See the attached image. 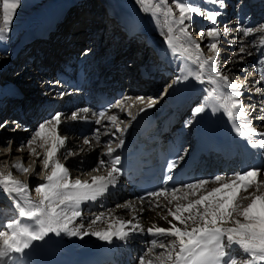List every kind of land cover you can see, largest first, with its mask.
Masks as SVG:
<instances>
[{
	"label": "snow or ice",
	"instance_id": "1",
	"mask_svg": "<svg viewBox=\"0 0 264 264\" xmlns=\"http://www.w3.org/2000/svg\"><path fill=\"white\" fill-rule=\"evenodd\" d=\"M210 2L219 4L221 8L225 6L224 0H210ZM137 3L142 6L143 12L149 13L155 20L163 19L166 31L162 34L172 54L183 57L196 66L197 70L177 76L176 82L188 80L191 76L201 83L208 82L213 85L209 94L217 101L218 106L211 107V111L222 110L228 120L233 123L234 131L239 136L245 138L252 147L264 150V131L252 127L253 119L264 121V115L252 116V113L256 111L255 107L245 105L240 99L243 95L240 89L244 87V84L230 81L224 68L219 67L220 37L233 31L227 25L224 26L223 31L218 26L217 18L222 13L215 10H203L194 4V0H171V4L169 0H137ZM0 4H2L0 40H5L16 10L21 5V0H0ZM193 14L203 17L210 24L206 30H201L199 35L201 39L205 36L210 38L206 46L212 55L206 56L200 42L192 37L190 28ZM235 31L241 33L242 37H253L254 39L249 43H255V36L259 33L258 47L264 48V24L257 28L240 26ZM239 53L253 54L248 51L243 41H241ZM239 58L242 61L244 56ZM232 62L230 59L226 64ZM257 63L262 65L258 69V82L264 83V58L258 60ZM205 74H207V81ZM222 88L231 91L222 94ZM136 100L143 103L144 98L137 97ZM154 103L155 101H150L146 107L151 108ZM121 106L120 102L114 105L117 108ZM207 107L206 103H201L193 109V116L205 112ZM80 111L87 113L89 109L85 108ZM140 111H145V108H141ZM260 113H264V108L260 109ZM128 114L131 115V112ZM62 115L57 112L49 120L40 123L31 139L27 141L26 146L30 154L36 155L38 159L41 154L33 145L39 141V147L46 149L42 159V171L51 167V172L44 178V182L35 187V191L40 194L38 201L34 202L30 198L28 183L16 179L11 173L7 175L0 173V188L15 201L18 216L32 222L27 224L21 220H12L6 225L8 231H0V264H9L14 254L25 253L34 241L43 240L50 233L57 236L62 233L71 236L90 234L111 243L113 238L127 240L132 234L145 231L153 237H163L168 242L158 243L157 239H152L145 254L139 257L138 264H264V179H259L264 172L259 167L250 168L242 173H234L233 177L227 179L216 176L213 181L197 180L188 183L183 185V188L188 191L182 196L177 195L181 191L180 188H160L147 193L146 197L150 204L151 198H156L155 207L161 206L158 202L160 197L170 196L169 204L181 199L187 201L183 204L175 203L174 210L171 207L167 208L168 215L163 217L170 225L167 228L153 224L145 229L136 217L124 220L111 213L107 214L110 222L104 229L92 230V225L101 221L104 214L92 219L88 230H84L83 223L75 224L74 221L83 216L82 204L98 200L117 185L118 177L122 174V169L117 167L121 163V157L116 155L110 161L100 159L97 168L93 171H99L108 163L111 167L106 175L92 176L91 182L82 181L79 178L71 180L68 168L56 158L66 142V137L59 134V126L64 123L61 119ZM94 115L97 117L95 121L97 124L106 118L118 131L121 133L124 131L117 123V116H109L106 111ZM241 118L244 123L240 122ZM68 119L86 120L88 117L81 116L79 112H73ZM6 124L7 121H5ZM5 125H0V128ZM99 131V129L95 130L97 143L100 140ZM254 136L261 138L253 140ZM84 143L89 144L90 141L85 139ZM10 144L11 141H9ZM123 145V139L119 140L115 148L109 141L104 155L113 157L116 149ZM71 155L74 153L68 151L65 158ZM182 159L181 156L172 161L169 168H175ZM13 167L24 173L29 171V168L25 167L22 162L14 164ZM211 182H216L219 186L206 190V186ZM250 188H255V191L248 193ZM201 190H204L203 193L198 195ZM242 193H248V195L245 196ZM189 196L197 198L189 199ZM146 197H138L141 205ZM244 201L248 202L244 203ZM117 207L136 211L131 201L124 205H117ZM140 210L143 211V208ZM168 216L178 223L169 220ZM134 220H136L135 223ZM157 248L162 251L158 255H152ZM146 257L149 258L146 259Z\"/></svg>",
	"mask_w": 264,
	"mask_h": 264
},
{
	"label": "bare ground",
	"instance_id": "2",
	"mask_svg": "<svg viewBox=\"0 0 264 264\" xmlns=\"http://www.w3.org/2000/svg\"><path fill=\"white\" fill-rule=\"evenodd\" d=\"M111 5L119 6L121 5V8L124 9L126 12V15L128 17H134L138 18L139 21L147 20V24L149 26V37L154 39L156 43H158L163 51L164 56L166 57V61L161 63L158 66L152 67L153 69H156L155 77L152 80L143 81V83H148L145 88L139 87V86H132L127 93V98H131L129 100V105H135V103H140L136 107H141L147 105L149 101H153L157 94L160 92L161 84H165L166 88V94H169L170 97H175L176 95L180 94L181 98L185 100L184 107L180 109L179 114V121L178 125L175 126V131L182 135V138L186 140L189 144V146L184 149L182 153L183 161L185 164L188 165L189 170L188 173L193 174L197 177H201L200 180H209L213 181V178L216 176L209 177V174L211 173V170H207L205 167V164L200 165V163H213L215 160H221L220 163L224 166L227 165V161H231L234 152L226 151L222 153L219 157H212L210 159L204 158L198 151V145L201 139H204V134L207 133L210 128L218 129L221 133V135L225 136L226 138L230 139L231 143L229 145L236 146L234 148V151L239 154V156L231 163H229V168L225 172V168L222 170H218V175L224 178H231L233 177L234 173H242L245 170H248L250 168L259 167L262 169V172H264V150L254 148L252 147L245 138L239 136L234 131V125L233 123H228L226 119V115L223 113V111H217L212 112L211 107L218 106L217 101H215L212 96L209 94L210 89L213 87L208 82L201 83L191 76L188 80H182L180 82H176V77L180 75H185L189 71H195L196 66L191 62L185 60L183 57L180 56H174L172 52L169 50L167 44L164 41L163 32L166 31L163 19L161 18L159 21L155 20L149 13H145L141 10V5L137 3V0H106ZM253 0H249L248 2L251 3ZM225 2V0H224ZM257 5H260V8L256 10V14L254 15H248L246 13V5L245 7L239 8V10L236 12V22H234V27L236 29L240 26L244 27H252L257 28V26L253 27V24L260 19V17L263 16L262 11L264 9V0H256ZM231 3V2H230ZM194 4L200 6L203 10H215L220 11L221 13L226 8V4L224 3V7L221 8L219 4H213L210 2V0H194ZM53 6L55 4H52ZM51 5V6H52ZM61 6L58 4L55 5L56 9ZM229 6V5H228ZM257 6V7H258ZM53 9V8H52ZM52 9H45V11H42V13L34 17L24 28V33L22 35V42L11 49H9L8 42L12 40H6V42L0 44V90H3L4 88L9 87L13 82L4 81L3 78L5 77V73H11L10 70L12 69V63H14V67L20 66L16 65L18 62L20 63L23 57V54L25 53V50L23 49V40H25L26 36L28 35L29 31L33 29V27L37 26L39 28L40 24H46L48 21V18L45 17L46 14H50ZM254 12V11H253ZM178 15V14H177ZM47 18V19H46ZM231 18L226 17L225 15L219 16L217 18V24H223L226 22L228 24V20ZM46 19V21H44ZM50 19V18H49ZM44 21V22H43ZM232 22V21H231ZM187 23V22H186ZM42 24V25H43ZM196 24L198 27V30H206L210 24L209 22L204 19L203 17L196 16L193 14V20L192 25ZM225 24V25H226ZM221 28V27H220ZM109 31L114 30V28H109ZM223 31V28H221ZM78 36V35H77ZM193 37V36H192ZM194 38V37H193ZM195 39V38H194ZM253 37H242V34L235 31V32H229L227 35H222L220 37V45H228L233 46L237 43V55L232 59V63L226 64V62L223 63L220 57H218L220 63L219 67L224 68V72L226 75L229 76L228 71L233 68L232 66L235 63L239 64V68L242 67V71H245L246 74L248 72L251 75L249 82L252 85V90L247 91L245 90V87L240 89V91L243 92V95L240 97L244 101L245 105L254 106L256 111L252 113V116L255 117L257 115H264V113H260V109L264 108V83L258 82V69L262 67V65L258 64L257 61L264 58L262 57V53H264V48L258 47V40H259V33L255 36V43H249L252 41ZM200 42L201 47H206V45L210 42V38L205 36L203 39L199 38L196 40ZM241 41L247 46L248 51L252 52V55H248L247 53H239V47L241 45ZM9 50V51H8ZM23 52L20 54L21 51ZM78 50V49H75ZM74 50V51H75ZM83 51V49H82ZM67 59L68 61H71L74 58V53H71ZM243 54L244 58L242 61L239 58V55ZM37 55H34V57ZM148 51H145V53L142 54L140 57V60H143L144 62L148 59ZM261 57V58H260ZM249 58V60H247ZM260 58V59H259ZM16 60V61H13ZM19 60V61H17ZM25 60H28L25 59ZM35 63H25L22 62V67L19 71L16 72V76L20 74L21 71L24 69V74H28L29 71H34L35 73L31 74L32 79H24L23 75L18 78V81H20L19 84L22 85H30L31 82H38V83H47V79L50 74V70H45L43 67L36 63V59L34 58ZM88 65L86 66L87 71H89L91 74L98 73L102 68L99 69V65L96 63V60L93 62L91 60H87ZM185 62H189L191 65V70H186L184 68ZM12 64V65H11ZM21 64V63H20ZM165 64V65H163ZM28 66V67H27ZM163 66H166V70H162L161 68ZM168 74V75H166ZM4 75V76H3ZM16 76H14L11 80H15ZM248 77V78H249ZM232 82L242 83L245 85V83L241 80H233L229 78ZM167 80V81H166ZM205 80L207 81V74H205ZM109 85L111 87H121L124 83L123 80L119 81L117 78H110L109 79ZM18 83V82H17ZM9 84V85H8ZM45 84L40 88V96H42V99L37 100L35 107H27L24 109V113L28 116L27 120L33 121L28 122L25 119L19 120V127L12 128L11 125L3 127L2 131L0 132V147L3 148L5 145L4 137H8L14 140V143L11 145V149H5V147L0 150L2 154H0V158H6L8 159H15L14 164L17 163H23L25 167L29 168L30 161H38L43 159V154L45 152V148L39 147V141L37 144H34L33 147L37 149V152L40 153V158L38 159L36 155L30 154L29 148L26 146L27 141L31 139L33 133L36 131L40 123H43L46 120H49L52 116H54L57 112L62 113L61 119L64 121L59 126V134L62 137H66V142L63 148L59 150L57 153V159L61 163L65 165V167L68 168L70 173V179L75 180L79 178L80 180L84 181L87 180L91 182V177L95 175H106V172L108 169H110L111 165L108 163L106 167H101L99 171H93L97 168L98 161L100 159H105L106 161H109V158H107L104 153L107 150L108 141L114 138L112 133H114V129H111V122L108 121L106 118L101 121V125L94 126L91 131L88 134H81L78 131V126L80 125L81 119H68L71 117L73 112H79L81 116L84 115V112H81V109H89L92 108V104L86 105L84 101H78V103H72L74 100H76V94H74V91L72 89H67L65 87L56 89L52 86H45ZM156 91V93L151 92L150 89ZM149 89V90H147ZM259 89V91H258ZM228 91H231L227 88H222L221 93H226ZM60 92H64V96L66 98L61 99L60 106L58 105L55 111V114L50 115L48 111H43V107L46 104V102H50V100H57L58 95ZM39 96V97H40ZM137 97H143L144 101L141 103L139 100H136ZM255 97H257L258 102L255 103ZM198 100L199 104L197 106H200L201 103H206L208 107L206 108V111L203 113H200L193 116V110L192 113L186 116L184 118V110L187 108V104L191 103V100ZM71 100V101H70ZM87 100H90L88 98ZM141 105V106H140ZM1 106V104H0ZM196 106V107H197ZM1 108V107H0ZM179 112V111H178ZM113 115L117 116V112L115 111L112 113ZM1 115V114H0ZM121 115V114H120ZM111 116V115H110ZM120 119H118V124L123 123L122 121H127L129 119V114L123 113L121 116H119ZM181 118V120H180ZM241 123H244V120L241 118ZM0 125H3V122L0 120ZM123 127V125H122ZM252 127L259 130L264 131V121L253 119L252 121ZM1 129V128H0ZM99 129V136L100 140L97 143L95 139V130ZM107 133V134H106ZM261 137L254 136L252 139H259ZM85 139H88L90 141L89 144H85ZM118 141V140H117ZM24 147H21V146ZM104 148V152L99 153V151ZM18 149H20L18 151ZM6 150V151H5ZM68 151H71L74 153V155L67 156L65 158L66 153ZM99 153V154H98ZM38 163V162H37ZM219 163V164H220ZM236 168V170H232L230 168L231 164ZM38 165V164H37ZM36 165V169L29 173L30 171L26 172L28 177H18V175L15 177L18 180L28 182L29 187H36L39 183L44 182V178L50 174L51 167L44 169V174L41 175H35L37 173V168H39V165ZM30 170V169H29ZM21 173L18 169L12 166V173L14 175ZM25 174V173H24ZM14 177V176H13ZM259 179H264V175L259 177ZM219 184L216 182H211L206 186V190H210L213 187H218ZM180 188L181 191L177 193L178 196H182L184 192L188 191L187 189L183 188L182 185L177 186L176 188ZM118 190H122L120 194V198L123 199L118 205H124L126 202L131 201L133 205H135L136 211H131L127 208H121V207H113L114 209L108 208V202L114 201L113 192H117ZM204 190H201L199 194H202ZM255 191V188H250L248 190V193H251ZM248 193H242V195H248ZM0 200L3 201L1 204L2 206H6L5 210L6 213H1L0 217L4 216V219H0V225L4 226V228L7 229L6 225L11 222L12 220H21L24 223L31 224V221H28L26 218H22L18 216V210L15 207V201L10 198L9 194H7L2 188H0ZM36 196H33V194L30 193V198L35 202L40 199V194L36 192ZM3 195V196H2ZM196 196H189V199H195ZM170 199V196L168 198L160 197L159 198V204L160 207H155L156 198H151V204L149 203L148 198L145 199L144 203L141 205L140 201L136 198H134L130 191L128 189H123V184L118 177V183L115 187H112L106 195L99 198L96 201H89L85 202L81 205V208L86 213H83L82 218H78L76 221H74L75 224L83 223L85 225L84 230H88L89 224L92 219H94L97 215L104 214V218L101 221H98L95 225H92V230H99L104 229L108 226L110 220L108 218L109 213L113 214L115 217H120L121 219L127 220L132 219L133 217H136V220L145 228L152 226L155 224L158 227H170L168 222L163 219L164 216L168 215L167 208L171 207L175 208V203H187L186 200H179L174 201L171 204L168 203V200ZM248 201H244V203H247ZM143 208V211L140 209ZM86 214V215H85ZM169 220H173L171 216H168ZM134 220V223L136 222ZM174 223H178L173 220ZM183 227L182 225H178ZM8 230V229H7ZM157 239V241L160 239H163V237H153L152 235L145 232H136L132 234L127 240H119L117 238H113V241L111 242V247L108 250H105L104 248H101L97 250L96 244L99 243V238L92 235H86V236H71L66 233H62L61 235L57 236L55 234L50 233L47 237H45L43 240L40 241H34L32 246L29 248V257L24 256L25 254H14L13 260L9 262V264H34L31 257H39L41 256L45 257L46 250L47 249H57L60 252H67L70 253V251L74 253H84L89 252L90 254L94 255L99 251H105L110 255L111 259H114L115 261H119L120 252L124 253V256L126 257L124 259L123 264H126L127 260L130 261V257L132 253L136 254L138 256V248H148L150 246V241L152 239ZM92 241V245L90 244H83V242ZM145 242V244H144ZM162 242V241H161ZM116 249V250H115ZM28 250V249H27ZM162 251L161 249L157 248L155 249L154 253L152 255H158ZM116 252V253H114ZM134 254V255H135ZM123 255V254H122ZM239 255V254H238ZM149 257H146V259ZM116 262V264H117ZM120 262V261H119ZM121 263V262H120ZM118 263V264H120ZM130 264V263H128Z\"/></svg>",
	"mask_w": 264,
	"mask_h": 264
},
{
	"label": "rangeland",
	"instance_id": "3",
	"mask_svg": "<svg viewBox=\"0 0 264 264\" xmlns=\"http://www.w3.org/2000/svg\"><path fill=\"white\" fill-rule=\"evenodd\" d=\"M51 1L52 0H21V5L16 10V14L13 17L12 24L10 26V31L7 34V39L8 40H10L13 37L12 40L10 42H8L9 49H11L12 47H14V46H16V45H18V44H20L22 42V39L21 38H22V35L24 33V28L27 25V23H29L33 19L32 18L31 20H29L30 15H32L34 13V11H36L37 9H42V7H44L47 3L51 2ZM69 1H72V0H57L53 4L56 5V4L59 3V5H61L57 9H59L60 7L61 8H63V7L66 8L65 6L68 5V2ZM248 1L249 0H225L224 3L226 4V8L223 10L222 13L226 17H230L231 16V18L228 20V24H226V22H224L223 24H219V27L224 28V26L226 24L228 26V28H230V29L233 30L232 32H235V29H236V27H234V22H236V15L235 14L239 10V8H241L243 6L245 7V5H246V13L248 15H250V14L251 15H254V14H256V10L258 8H260V5L259 6L257 5L256 0H253L251 3H249ZM169 3L171 4V0H169ZM69 4H70V2H69ZM55 5L54 6L52 5V6H50L48 8V9H52L53 8L49 15L48 14L45 15V17H47L48 20H49V18H51V17L54 18L56 16V15H54V13H52L54 10H57L56 7H55ZM43 11H45V10H43ZM41 13L42 12H40V14ZM177 14H178V10H177ZM262 14H263V16L260 17V19L256 22V24L255 23L253 24V27L254 26H257L258 27L259 25L264 24V9L262 11ZM39 15H37V16H39ZM50 15H51V17H50ZM46 19H44V21H46ZM0 23H2V4H0ZM42 24L39 25V28L42 26ZM194 27L195 26H193V27L191 26L190 31H191L192 36L195 38V40H198L199 38H201V36L199 35L200 31L199 30L198 31L197 30L196 31L195 30L193 31V29H195ZM66 28H68V27H66ZM70 31H72V29H70ZM78 37L79 36L76 35L74 38L75 39H79ZM7 39L0 40V44L6 42ZM256 44H258V43H256ZM236 45H237V43L234 44L233 46L224 45V46H221L220 47V55H219V57L221 58V60L223 61V63L224 62H227L230 59L232 60L234 57H236V55H237V52H236L237 46ZM201 48L203 49V52H204L205 55H212V52L209 50V48L207 46L206 47L204 46V47H201ZM19 51H21L20 54L23 52V50H19ZM234 53L236 54L235 56L233 55ZM240 56H243V54L239 55V57ZM244 58H246V56ZM247 60H249V58ZM13 61H16V60H13ZM17 61H19V60H17ZM14 63L15 62L12 63L13 65L11 64L12 65V69L10 70L11 73H5L4 74L5 76H7V75L8 76L14 75L12 73L17 72V71L20 70V68H17L18 66L14 67ZM16 65H20V63L18 62V64H16ZM238 66H239V64L238 63H235L232 66L233 68H231L228 71L229 78H231L233 80H237V81L238 80L243 81L245 83V85H244L245 90L247 89V91H251L252 90V88H251L252 85L249 82V79H250L251 75L249 74L250 77L247 76L248 75V72L245 74L244 73L245 71H242L241 70L242 67L239 68ZM166 75H168V74H166ZM11 78H12V76L10 77V79ZM140 86L141 87H145V85L142 84V83H140ZM164 90H165V85H162L161 86V89H160V92L157 94V96L162 95L163 92H164ZM150 92H151V90H150ZM154 93H156V91ZM254 99H255V103H257L258 102L257 97H255ZM139 104L140 103H135L136 106L139 105ZM198 104H199V101L198 100H196V99L191 100V104L187 105V107L190 106L189 109H186L185 112H184V115H185L184 118H186V116H188L189 114H191L192 113V110ZM135 105H131L130 104L131 107H136ZM4 140L6 141V138ZM12 144L9 145V143H5V145L3 146V148L5 147V149L10 150ZM3 148L0 147V150H2ZM102 151L104 152L103 148L99 151V153H102ZM0 154H2V153L0 152ZM14 162H15V159H9V157H8V159H6V158H2L1 157L0 158V173H3L5 175H7L8 173H11L12 175H14V173H12V166L14 165ZM37 162L36 161L35 162L34 161H30V163H29V169H30L29 171L30 172L29 173L33 172L36 169V165L38 164L39 165V168H37V173H35V175H41L42 176L44 174V172H45V170L42 171V160H38ZM16 175H19V176H21L23 178L28 177V175L26 173L24 174V172H21V173L19 172ZM179 188H182V187H179ZM36 195L37 194L35 193L33 196H36ZM120 202L121 201L114 202V201L111 200V202H108V205L107 206H108L109 209H114ZM83 213H86V212L83 211ZM161 241L164 242V243H167L168 242L165 238H163V239H160L159 238L158 243L161 242ZM146 249L147 248H144V251L143 252H139V255L140 256L141 255H144ZM120 256H122L121 259H123V261H124V259L126 258L124 256V253L120 252ZM136 256H137L136 254L134 255L132 253V255L130 257L131 258L130 264H138L139 256L138 257H136Z\"/></svg>",
	"mask_w": 264,
	"mask_h": 264
}]
</instances>
